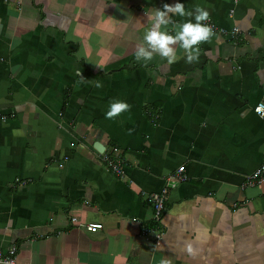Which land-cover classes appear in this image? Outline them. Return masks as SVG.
<instances>
[{"label": "crops", "instance_id": "0c3cea01", "mask_svg": "<svg viewBox=\"0 0 264 264\" xmlns=\"http://www.w3.org/2000/svg\"><path fill=\"white\" fill-rule=\"evenodd\" d=\"M177 2L207 10L218 39L191 64L179 48L172 64L137 62L150 15ZM116 101L130 110L107 119ZM258 104L264 0H0V253L14 245V264H264V181L243 186L264 165ZM114 152L123 180L105 171ZM181 166L185 180L168 188ZM163 187L154 244L140 235L152 225L145 197Z\"/></svg>", "mask_w": 264, "mask_h": 264}, {"label": "clouds", "instance_id": "9594fccd", "mask_svg": "<svg viewBox=\"0 0 264 264\" xmlns=\"http://www.w3.org/2000/svg\"><path fill=\"white\" fill-rule=\"evenodd\" d=\"M174 16L189 19L178 23L172 19ZM149 19L151 24L145 30L142 41L137 44L134 54L136 61H143L145 65L152 61L155 55H159L169 64L176 62L177 48L183 51L187 63L198 62L201 54L200 45L210 43L214 37L218 39L214 27L206 23L210 20V13L199 5L194 6L193 10H186L183 3L177 2L174 5L165 3L162 10L154 9ZM130 107L126 102L116 101L109 106L106 118L114 119L129 111ZM184 251L190 256L196 254L191 243L185 245ZM159 264H171V261L161 258Z\"/></svg>", "mask_w": 264, "mask_h": 264}, {"label": "built area", "instance_id": "2783aa9c", "mask_svg": "<svg viewBox=\"0 0 264 264\" xmlns=\"http://www.w3.org/2000/svg\"><path fill=\"white\" fill-rule=\"evenodd\" d=\"M208 23V22H206ZM215 29V28H214ZM216 30V29H215ZM220 34H225L230 36L232 39L235 38V34L237 33V29L233 28L231 29L228 34L224 32V30L219 31ZM263 105L258 104L253 109V112L258 115H262L263 113ZM102 161L106 163L105 171L113 175L114 177L118 178L119 180L124 179V162L123 158L120 157V155L116 152L111 157H108L107 155L102 156ZM183 180H185V176L183 174V168L178 167L175 169L174 172H172L167 177L168 188H173L175 186V183H181ZM264 181V165H259L256 169H254L249 175L246 176L243 186L245 187H252L254 185H257ZM163 187L161 188L157 193L148 194L145 197V202L150 207V221L151 226L150 227H143L140 230V235L142 237H150V240L154 242V244H157L158 240L161 236V230H160V220L164 211V206L166 203V198L168 194V188ZM75 219H72V222H74ZM101 228L100 225L97 224H88L84 226V229L86 232L89 233H95ZM16 249L14 245H11L6 254L0 253V264H14L16 257H15Z\"/></svg>", "mask_w": 264, "mask_h": 264}, {"label": "water", "instance_id": "95a60500", "mask_svg": "<svg viewBox=\"0 0 264 264\" xmlns=\"http://www.w3.org/2000/svg\"><path fill=\"white\" fill-rule=\"evenodd\" d=\"M93 148L98 152H102V147L98 144H93Z\"/></svg>", "mask_w": 264, "mask_h": 264}, {"label": "trees", "instance_id": "16d2710c", "mask_svg": "<svg viewBox=\"0 0 264 264\" xmlns=\"http://www.w3.org/2000/svg\"><path fill=\"white\" fill-rule=\"evenodd\" d=\"M63 98H65V95H64V97Z\"/></svg>", "mask_w": 264, "mask_h": 264}]
</instances>
